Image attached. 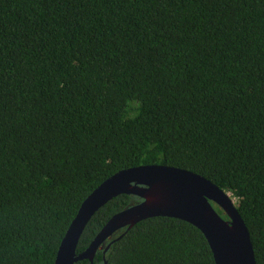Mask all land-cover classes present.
Wrapping results in <instances>:
<instances>
[{"label":"trees","instance_id":"16d2710c","mask_svg":"<svg viewBox=\"0 0 264 264\" xmlns=\"http://www.w3.org/2000/svg\"><path fill=\"white\" fill-rule=\"evenodd\" d=\"M153 164L228 193L264 264V0H0V264H55L85 199ZM141 201L98 210L77 255ZM75 264L215 260L155 217Z\"/></svg>","mask_w":264,"mask_h":264},{"label":"water","instance_id":"95a60500","mask_svg":"<svg viewBox=\"0 0 264 264\" xmlns=\"http://www.w3.org/2000/svg\"><path fill=\"white\" fill-rule=\"evenodd\" d=\"M120 195L136 196L142 201L110 218L89 248L77 255L79 240L89 221ZM155 217L177 218L197 227L211 247L215 264H257L249 230L230 195L199 174L157 164L121 170L97 187L72 221L55 264L82 260L93 263L97 251L114 235Z\"/></svg>","mask_w":264,"mask_h":264},{"label":"rangeland","instance_id":"374dc122","mask_svg":"<svg viewBox=\"0 0 264 264\" xmlns=\"http://www.w3.org/2000/svg\"><path fill=\"white\" fill-rule=\"evenodd\" d=\"M234 201V200H233Z\"/></svg>","mask_w":264,"mask_h":264}]
</instances>
